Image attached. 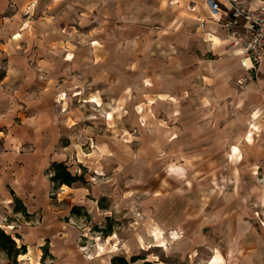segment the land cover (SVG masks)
<instances>
[{"label":"rangeland","instance_id":"1","mask_svg":"<svg viewBox=\"0 0 264 264\" xmlns=\"http://www.w3.org/2000/svg\"><path fill=\"white\" fill-rule=\"evenodd\" d=\"M177 1L0 0V264H264V80Z\"/></svg>","mask_w":264,"mask_h":264},{"label":"crops","instance_id":"2","mask_svg":"<svg viewBox=\"0 0 264 264\" xmlns=\"http://www.w3.org/2000/svg\"><path fill=\"white\" fill-rule=\"evenodd\" d=\"M169 5L167 7V18H166V23L168 24H174V22H179L181 20V25L185 28L188 29H195L196 37L198 38L200 44L199 46L202 48H207L205 49L206 51L214 52L215 50L220 51V49L224 48L226 45H230L231 49L230 51L232 52V55L236 57L235 59H238V68L240 71L238 81L242 80L247 82L248 80H251L247 76V73L245 69L241 65V49L238 46H232L231 45V37L229 36V31L226 27L223 26V22L225 20L217 21L213 19H209L207 17V12L204 7V0H189V2H183V4L179 1L173 3L169 2ZM175 4V5H174ZM183 6L185 9H183ZM177 7V9H176ZM179 10L178 13H176V10ZM187 10V12H185ZM184 12V15H180L179 13ZM199 17L204 18L205 22L203 25H201V22L199 20ZM237 33H239V37H242V30L240 28H237ZM21 37V29H17L16 27L11 28V35L10 39L12 40H17L18 38ZM219 48V50H218ZM214 50V51H213ZM227 52V50H226ZM72 55L71 53H69ZM72 58V57H71ZM241 75V76H240ZM257 80H264V65H262L259 68V74ZM150 84L151 83H146ZM65 109V108H64ZM258 115V111H255L252 113V117L256 118ZM251 138V135H248L247 139L249 140ZM235 150V149H234ZM11 180L13 182V185H15V189L9 190L8 194L13 195L14 197H17L20 199V193L24 192L25 189L27 188V180L22 181V177L19 176H11V174H6L3 176V178L0 180V187L1 185L5 186L7 181ZM65 187H67L66 184H63ZM25 188V189H24ZM29 188V187H28ZM6 189V188H5ZM2 190V189H1ZM7 190H2L3 195H6ZM10 199V198H7ZM21 200V199H20ZM11 201V199H10ZM9 201V202H10ZM14 202V198L13 201ZM22 202V201H21ZM38 231L35 230V232H31V238L32 240H36L38 238L37 236ZM2 251V250H0ZM216 252V251H215ZM214 254L209 258L207 263L209 261L213 260ZM26 254V253H25ZM22 256V255H20ZM19 256V257H20ZM215 262L214 264H220L223 262V256L221 255L220 258L217 260L213 261Z\"/></svg>","mask_w":264,"mask_h":264},{"label":"built area","instance_id":"3","mask_svg":"<svg viewBox=\"0 0 264 264\" xmlns=\"http://www.w3.org/2000/svg\"><path fill=\"white\" fill-rule=\"evenodd\" d=\"M204 7L209 19L225 20L231 45L241 49V65L247 76L258 78L264 65V0H204ZM199 20L203 25L205 19ZM237 28L242 30V37Z\"/></svg>","mask_w":264,"mask_h":264},{"label":"trees","instance_id":"4","mask_svg":"<svg viewBox=\"0 0 264 264\" xmlns=\"http://www.w3.org/2000/svg\"><path fill=\"white\" fill-rule=\"evenodd\" d=\"M50 170V180L56 184L71 185L78 179V176L72 174L67 165L62 162L54 161L50 166ZM14 202L17 205H15L13 210L15 212L21 210V212L27 215L25 206L21 200L14 197ZM0 250L5 252L9 258H16L17 255L25 253V245L23 244L20 247H17L15 239L0 228ZM135 259V257H132L130 261H135ZM130 261L126 260L125 257L118 255L111 258L112 264H130Z\"/></svg>","mask_w":264,"mask_h":264},{"label":"bare ground","instance_id":"5","mask_svg":"<svg viewBox=\"0 0 264 264\" xmlns=\"http://www.w3.org/2000/svg\"><path fill=\"white\" fill-rule=\"evenodd\" d=\"M22 256H24V254H22ZM213 260H214V258H213ZM210 263V262H209Z\"/></svg>","mask_w":264,"mask_h":264}]
</instances>
